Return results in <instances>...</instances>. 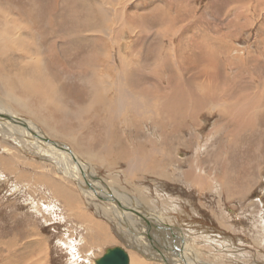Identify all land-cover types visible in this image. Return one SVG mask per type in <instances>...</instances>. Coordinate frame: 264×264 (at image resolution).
I'll return each mask as SVG.
<instances>
[{"label":"bare ground","instance_id":"1","mask_svg":"<svg viewBox=\"0 0 264 264\" xmlns=\"http://www.w3.org/2000/svg\"><path fill=\"white\" fill-rule=\"evenodd\" d=\"M0 1H7L12 5L11 8L9 4L0 2V90L6 94L8 102L20 109L27 119L0 111V115L12 118L9 120L0 117V123L19 125L37 138L43 147L52 152L56 149L60 153L59 157L65 162L63 164L66 170L62 171L78 180L82 188L80 192L83 191L84 197L93 200L94 193V196L106 201L112 214L107 209L103 212L112 224L116 220L115 216L119 219L121 215L126 219L128 222L126 235L130 236L127 239L134 244V247L137 245L141 250L140 245L143 244L145 237H143L144 229L140 225L141 216L135 217L136 213L133 210L141 211L144 213L143 216H147L148 212L144 210L143 203L149 202L146 199L148 197L143 193L131 198L126 191L113 187L108 177L106 179L97 177L96 168L99 169V166L105 171H117L119 167L117 161H124L127 163V168L123 175L129 178L138 177L139 174L143 177L145 176L143 172L156 177L171 174L174 179L181 178L183 184L190 188L198 187L196 190L200 189V191L215 190L219 187L221 191L222 188H227L228 191L243 196L249 190L252 179H242L241 171L231 169L229 166L221 168L229 164L227 147L225 157L215 155L212 163L210 161L209 164L208 159L203 162L206 150L204 146L217 144L219 140L224 144H233L237 143V136L240 133L249 135L262 108L261 104L264 103V89L255 88L248 91L250 85L241 83L239 86L243 85L247 90L240 91L238 94H242L240 97L231 93L230 86H235L236 81L239 80V77H232L228 72V69H231L228 66L234 63L232 58L227 57L228 64L224 63V76L219 74L220 61L215 56L219 53L227 56L228 49L232 46L229 45L227 49L225 45L214 47L209 43L205 48L202 44L206 63L200 66L197 73L187 77L177 60L172 58L169 61L171 50L165 48V53L166 50L168 52L162 59L163 63H158L161 50L157 49L159 50L157 53L152 51V54L138 47L141 37L135 32L139 34L146 32V24L139 17L128 14L125 3L120 10L118 9L119 12L111 11L113 3L126 1L129 4L130 0H50L49 2L38 0L43 9H38L36 0ZM68 1L70 3L67 5ZM174 4L180 14L182 4L180 2ZM165 10L164 8L160 10L162 24L172 22L173 19L167 13L171 12ZM63 18L67 20L64 21ZM68 20L70 30L66 31ZM112 20L120 21L122 27L117 30L111 27ZM150 22L152 25L157 22L155 15L150 16ZM174 28L179 30L178 27ZM126 29L134 35L129 42L122 37ZM167 29L169 30L168 27ZM218 51L219 53L216 54ZM238 59L240 62L236 66L240 65L241 70L238 73H241L247 69V62L245 58H242L243 60L237 58L236 61ZM169 69L173 73L172 79L168 81L163 76L161 78V82H164L163 87L160 85L161 82L157 85L155 75L165 73ZM253 79L250 77V80ZM222 82L229 83L224 91L221 89ZM80 92L82 94H79ZM212 116L218 119L212 126L220 134L218 139L212 131L208 130L205 133L202 129L207 125L204 124V119ZM262 117L264 120V114L259 115L261 122ZM21 121L28 128L21 126ZM252 121L253 125H251ZM33 124L39 127L38 132L32 129ZM0 131L4 133L3 138L11 135L9 130L0 129ZM187 149L192 153L186 154L188 157L184 158L183 150ZM193 149L198 151L195 152ZM40 150L37 151L41 152ZM3 152H8L5 147ZM75 152H79V155ZM40 156L44 157L41 154ZM1 157L5 159L1 161L3 166L13 171L14 167L9 163L10 159L7 156ZM248 158L245 157L243 161L249 160ZM22 164L27 165L25 161ZM207 164L213 165L212 169L207 170L209 169L206 168ZM173 165L177 166L171 171ZM217 168H221L222 171L219 176L214 172ZM79 174L86 182H82ZM22 175L26 173L20 172L19 176L23 177ZM242 183L247 187L243 188ZM211 185L213 186L210 187ZM55 186L50 188L54 194H57L58 190L62 193L66 192L61 186ZM90 188V191H85ZM78 204L80 205V202L77 201L76 205ZM83 214L87 216L86 213ZM93 222L90 221L88 227L97 230L98 221ZM117 226L116 230L121 232L119 224ZM17 236L21 238V234ZM159 243L162 244L163 255L152 254L150 257L161 258L162 261L165 257L169 264L192 262L205 264L200 262L202 260L196 262L195 255L191 258L187 253L189 255L187 256L188 247L184 250L175 241L174 248L169 246L167 238L165 243ZM114 246H108L106 249ZM157 246L161 248L158 244ZM123 248L128 254L129 264H132L130 253L125 247ZM167 249H170V253ZM134 261L133 264H147ZM75 262L78 264V260Z\"/></svg>","mask_w":264,"mask_h":264},{"label":"rangeland","instance_id":"2","mask_svg":"<svg viewBox=\"0 0 264 264\" xmlns=\"http://www.w3.org/2000/svg\"><path fill=\"white\" fill-rule=\"evenodd\" d=\"M49 1L42 0V2ZM0 2L7 3L12 8L11 3ZM178 2L182 4H179L182 8L180 14L174 4ZM68 3L70 2L68 1L67 5ZM123 3L126 4L125 10L128 14H133L145 22L146 32L141 33L142 35L135 32L141 37V43L138 47L143 48L144 52L149 51L151 53L152 51L157 53L161 50L159 51L158 63H163L162 59L168 52L167 50H171L169 61L172 58L177 60L187 77H190L206 61L203 60L197 66H190V63L186 62L187 59L183 57V52L196 51L195 43L200 40L202 30L210 28V30L215 31L216 37L217 33L223 35V37L216 39L215 44L220 39L219 47L225 45L228 49L232 46L228 49L229 54L227 56H225L226 54L221 55L219 51L216 52V54L219 53L218 56H215L220 61L218 68L219 74L222 76L225 72L224 63L228 64L227 59L232 58L231 60L234 61L228 66L231 68L228 69V72L231 73L232 77H239V80L236 81L235 86H230L231 93L240 97L242 94L238 95L239 92L247 90V87L239 86L241 83L250 85L248 91L255 88L264 89V0H130L129 4L126 1L113 3L111 11L113 13L119 12L118 9L122 8ZM35 4L38 9H43L38 0L35 1ZM170 5L171 7H169ZM79 6L82 7L81 4ZM162 8L164 10L166 8L165 12L167 9L171 12L167 13L173 18L172 22L160 23L162 18L160 10ZM190 10L193 14H197L196 17L190 18L191 22L187 21V17H185L188 16ZM151 15H155L157 19L153 25L150 22ZM180 18H183V21ZM63 20L66 21L67 19L63 18ZM136 20L138 21V19ZM112 22L110 25L116 30L122 27L120 21L112 20ZM254 23L255 25H253ZM69 24L70 21L68 20L66 31L70 30ZM119 24H121L120 27ZM171 24L173 27L170 28ZM185 25L186 28H184ZM174 27H178L179 30L184 29L178 32ZM187 27L191 31L197 30L193 37L188 36ZM169 33L172 35L166 36ZM210 35H213L212 32ZM122 37L129 42L134 35L126 29ZM181 43L184 46L181 47ZM165 48H167L166 53ZM202 55L204 54L198 55L200 60H202ZM194 56H196L197 61V54ZM241 56L247 62V69L238 73L241 68L240 65L236 66V64L240 61L239 59L236 61V59H242ZM196 67L198 68L196 69ZM172 74L169 69L165 73L155 75L157 77L156 84L159 85L163 76H165L164 79L170 81ZM250 77L254 79L250 80ZM228 84V82H222L221 89L224 91ZM160 85L163 87L164 82H161ZM261 106L256 123L251 128L249 135L240 133L237 136V143L233 144H224L219 140L217 144H212L209 147L204 146L206 150L204 151L203 162L208 159L209 164L210 161L212 163L215 155L225 157V151L228 148L229 164L221 168L229 166L236 171L240 170L242 179H252L249 183V190L243 196L234 193V191L230 192L227 188H222L221 191L216 186L217 189L215 190H196L198 187L190 188L181 182V178L174 179L171 174H162L156 177L148 174V172H143L145 174L143 177L139 174L138 177L129 178L123 175L125 168H127V163L124 161H117L119 165L117 171H105L98 165L99 169L96 168L97 177L104 179L108 177L113 187H119V189L126 191L131 198L143 193L145 197L149 198H146L149 202L144 200L143 203L144 210L148 212L147 216H143L144 213L141 211L133 210L136 213L135 217L141 216V218L139 217L140 223H142L140 225L144 229L143 237L145 240L143 239L144 242L140 245V248L141 246L143 248L141 250L137 245L135 248L134 244L127 239L130 236L126 235L128 222L125 218L120 215V218L117 219L115 216V222L118 221L119 223L114 222L112 224L103 212L105 209H110L108 203L106 204V201L94 196L92 191L93 200L86 199L83 191L80 192L82 188L78 184V180L64 174L65 162L59 157L58 154L60 153L56 149L53 153L48 148L43 147L37 138L19 125L8 122L0 123V129L11 132L9 137L3 138L4 133L0 131V156H7L10 159L9 163L14 167L13 171L6 169L1 162L5 159L0 158V239L2 240L0 241V264H75V260H78V264H96L95 259L103 255L106 247L114 245H121L128 250L132 264L135 263L134 260L147 264H167L161 258L150 257L152 254L157 256L164 253L162 244L159 242L165 243L166 238L171 248H174V241L180 244L184 250L185 247H188L186 254L189 253L191 256L188 254L187 256L192 258L195 255L196 262L202 260L200 262L205 264H264V138H261L264 136V120L263 117L262 122L259 119V115L262 114L263 116L264 114V103ZM0 111L19 118L23 116L20 109L8 102L6 94L1 90ZM22 118L27 120L24 116ZM217 120L216 116L207 117L204 119V124L207 125L202 128L205 133L208 130L212 131L217 137L216 139L220 134L212 126ZM33 125L34 127L31 125L32 129L38 132L39 127ZM251 125H253V121ZM22 132L25 136L22 135ZM2 146L8 152H3ZM194 151L197 152L198 150ZM44 152L45 154L47 152V155ZM77 153L79 155V152ZM190 153H192L190 149L183 150L184 158L188 157L186 154L191 155ZM40 154L44 157H41ZM80 155L83 159L81 153ZM245 157H249V160L243 161ZM24 161L27 165L22 164ZM209 164L206 165V168H209L207 170L212 169L213 165ZM174 166L176 168L177 165H173L170 168L171 171H174ZM221 168L214 170L216 175L219 176L222 173ZM20 172H25L26 175L20 177ZM81 179L82 182H86L84 177ZM55 185L61 186L66 192L62 193L58 190L57 194H54L51 189L56 187ZM242 185L243 188L247 187L243 183ZM90 190L91 188L85 191ZM99 193L101 192L99 191ZM227 195L232 196L228 197ZM141 200L143 199L141 198ZM77 201L80 202L78 206L76 205ZM67 205L69 207H66ZM109 211L112 214L111 210ZM83 213H86L87 216ZM96 220L98 221L96 227L98 229L89 228L88 223L90 221L95 223ZM260 221L262 222L260 223ZM118 224L121 232L116 230ZM17 234H21V238ZM109 237L110 240H108ZM203 239H205L204 242ZM38 241L39 243H37ZM196 241L199 242V245ZM169 251L170 249H167V252Z\"/></svg>","mask_w":264,"mask_h":264},{"label":"crops","instance_id":"3","mask_svg":"<svg viewBox=\"0 0 264 264\" xmlns=\"http://www.w3.org/2000/svg\"><path fill=\"white\" fill-rule=\"evenodd\" d=\"M188 16H185V17H187V21H189V22H191L190 21V18H194V17H196L197 16V14H193L192 13V10H190L189 12H188V14H187ZM184 28H186V25H185V27ZM183 28V29H184ZM183 29H180V30H178V32H180L181 30H183ZM214 29V28H213ZM187 34H188V36H190V37H193V35L197 32V30H195V29H193L192 31H191V29L190 28H188L187 27ZM203 32L201 33V36L199 37V39L200 40H197V42L195 43L196 44V47H197V50L196 51H193V52H183V57L185 58V59H187V63L189 64L190 63V66H194V65H200L201 64V62H203V60H204V57H202L201 59L202 60H200V58L198 57V55L199 54H202L203 52V46H202V44L204 45V47L206 48V46L207 45H209V43H210V46H214V47H216V44H218V46H219V43H220V39H218L217 40V42H216V44H215V41H216V39L217 38H220V37H223V35H220V34H218L217 33V37H216V35H215V31H212V30H210V28H206V29H204V30H202ZM210 32H212V34L213 35H210ZM172 34H168V35H166V36H171ZM227 36V35H226ZM225 36V37H226ZM213 38V39H212ZM215 38V39H214ZM204 39H206V41L204 40ZM209 39V40H208ZM202 40V41H201ZM210 41V42H209ZM204 42V43H203ZM212 42V43H211ZM207 43V44H206ZM206 44V45H205ZM182 46H184L183 45V43H181V47ZM185 48H186V46H185ZM189 50V49H188ZM194 54H197V61H196V56H194ZM203 54H205V53H203ZM203 56V55H202ZM186 64V63H185ZM197 69V68H196ZM198 72V69H197V71L196 72H194V73H197ZM184 88V87H183Z\"/></svg>","mask_w":264,"mask_h":264},{"label":"water","instance_id":"4","mask_svg":"<svg viewBox=\"0 0 264 264\" xmlns=\"http://www.w3.org/2000/svg\"><path fill=\"white\" fill-rule=\"evenodd\" d=\"M0 117L12 120V118H10V116H7V115H5V116L0 115ZM20 123L22 126L27 127V126H25V124L22 121ZM61 150H63V149H61ZM163 258H164V262L169 264V261L167 259H165V257H163ZM95 263L96 264H129V257H128L126 250L123 247L114 246V247L107 248L105 250L104 254L95 260Z\"/></svg>","mask_w":264,"mask_h":264}]
</instances>
